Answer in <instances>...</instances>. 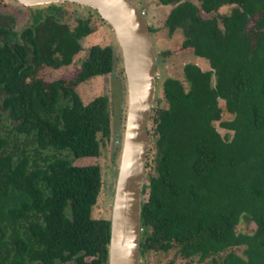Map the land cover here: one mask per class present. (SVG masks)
<instances>
[{"label": "trees", "instance_id": "trees-1", "mask_svg": "<svg viewBox=\"0 0 264 264\" xmlns=\"http://www.w3.org/2000/svg\"><path fill=\"white\" fill-rule=\"evenodd\" d=\"M157 1L172 6L165 26L182 31V48L210 69L187 63L184 81L161 83L166 108L149 130L140 257L175 248L186 264H264V0ZM224 5L233 8L202 16ZM46 7L30 9L19 30L0 22V264H107L110 220L91 215L100 167L74 160L97 156L110 136V101L83 103L75 86L110 74L114 50L90 46L74 79L39 78L43 66L72 63L95 31L88 18L70 29L61 4ZM220 100L231 120H221ZM242 218L253 232L236 231ZM239 246L243 256L226 252Z\"/></svg>", "mask_w": 264, "mask_h": 264}, {"label": "rangeland", "instance_id": "rangeland-1", "mask_svg": "<svg viewBox=\"0 0 264 264\" xmlns=\"http://www.w3.org/2000/svg\"><path fill=\"white\" fill-rule=\"evenodd\" d=\"M131 1L144 12L146 21L151 28L154 42L156 83L151 118L148 126L149 130H151L152 118L155 110L158 109V111H160L166 108V100L161 89V83L163 80L166 77L171 76L184 81L182 69L187 63L197 64L203 70H209L210 66L206 59L196 56L192 49L182 48L184 38L180 29H175L170 32V30L165 26L166 17L172 8L171 5H161L157 0ZM190 1L199 5L197 0ZM46 5L48 4L27 6L18 3L16 0H0V22L3 25L5 24L9 26L10 24H13L14 28L19 30L28 23L31 16L30 9H33L34 11L35 9H48ZM61 5L62 9L65 10L63 22L67 23L70 29H73L76 26L78 18H88L90 23L95 28V31L82 39V49L74 55L72 63L57 69L43 66L37 73L39 78L48 82L56 79H74L80 70V63L85 58L87 50L90 46L94 44L101 46L110 45L114 50V68L110 74L90 78L75 86V90L83 103H88L90 100L99 95L108 96L110 101V136L107 138H101L100 152L97 156L80 157L74 160L75 165L96 164L100 167L102 185L97 201L92 208L91 215L96 219H110L127 106V81L124 72L122 52L113 28L108 22L103 20L99 14H95L94 11L88 10L89 8H87V6L77 3L64 2L61 3ZM232 8V5H224L220 7L218 11L210 14L202 13V16L207 18L218 14H227ZM11 19H14V21L12 22ZM249 24H253V20H250ZM219 103L220 107L223 109L221 120H231L233 115L226 112L224 109V102L220 100ZM2 117L3 120H1V129L3 133H9L11 122L6 115L2 114ZM214 125L222 136L226 133L232 134V131L227 132L226 129L220 127L219 121H216ZM28 148L29 147H27V149ZM152 153L153 152L150 153L151 158ZM145 175L146 169L144 176ZM255 228L256 226L254 223H249L242 218L240 223L236 226V231L251 233L255 230ZM243 249L244 246L233 247L228 249L226 252L233 250L237 254L243 256ZM169 261H172L174 264H186L188 259L182 258L177 253V250L173 248L168 252L149 251L140 257L139 264H166ZM207 263L208 261L199 263L197 259H192V264Z\"/></svg>", "mask_w": 264, "mask_h": 264}, {"label": "water", "instance_id": "water-1", "mask_svg": "<svg viewBox=\"0 0 264 264\" xmlns=\"http://www.w3.org/2000/svg\"><path fill=\"white\" fill-rule=\"evenodd\" d=\"M16 1L27 6L64 2L81 4L95 9L115 32L124 61L127 106L109 219L107 264H139L140 208L151 145L148 126L156 83L155 49L149 24L131 0Z\"/></svg>", "mask_w": 264, "mask_h": 264}, {"label": "built area", "instance_id": "built-area-1", "mask_svg": "<svg viewBox=\"0 0 264 264\" xmlns=\"http://www.w3.org/2000/svg\"><path fill=\"white\" fill-rule=\"evenodd\" d=\"M142 13L144 14V12L142 11ZM144 16H145V14H144Z\"/></svg>", "mask_w": 264, "mask_h": 264}]
</instances>
